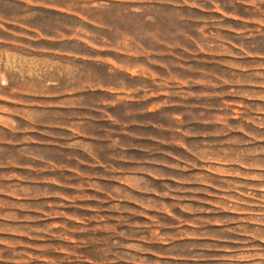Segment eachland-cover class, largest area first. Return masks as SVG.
I'll return each mask as SVG.
<instances>
[{
  "label": "rangeland",
  "instance_id": "1",
  "mask_svg": "<svg viewBox=\"0 0 264 264\" xmlns=\"http://www.w3.org/2000/svg\"><path fill=\"white\" fill-rule=\"evenodd\" d=\"M0 264H264V0H0Z\"/></svg>",
  "mask_w": 264,
  "mask_h": 264
},
{
  "label": "crops",
  "instance_id": "2",
  "mask_svg": "<svg viewBox=\"0 0 264 264\" xmlns=\"http://www.w3.org/2000/svg\"><path fill=\"white\" fill-rule=\"evenodd\" d=\"M5 125H6V127H5L6 129H2V130L6 131L8 133L13 134L14 129L12 127L8 126L7 124H5Z\"/></svg>",
  "mask_w": 264,
  "mask_h": 264
}]
</instances>
